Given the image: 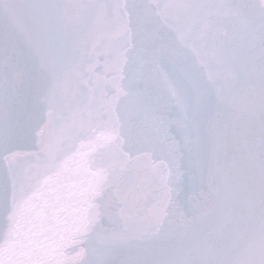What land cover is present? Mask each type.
<instances>
[{
    "label": "snow or ice",
    "instance_id": "6c2138e0",
    "mask_svg": "<svg viewBox=\"0 0 264 264\" xmlns=\"http://www.w3.org/2000/svg\"><path fill=\"white\" fill-rule=\"evenodd\" d=\"M0 264H264V0H0Z\"/></svg>",
    "mask_w": 264,
    "mask_h": 264
}]
</instances>
